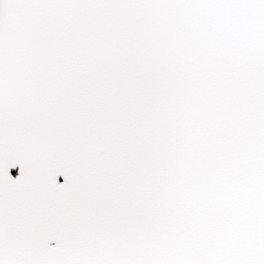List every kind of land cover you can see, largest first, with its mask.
Listing matches in <instances>:
<instances>
[{
  "label": "snow or ice",
  "instance_id": "1",
  "mask_svg": "<svg viewBox=\"0 0 264 264\" xmlns=\"http://www.w3.org/2000/svg\"><path fill=\"white\" fill-rule=\"evenodd\" d=\"M0 264H264V0H0Z\"/></svg>",
  "mask_w": 264,
  "mask_h": 264
},
{
  "label": "flooded vegetation",
  "instance_id": "2",
  "mask_svg": "<svg viewBox=\"0 0 264 264\" xmlns=\"http://www.w3.org/2000/svg\"><path fill=\"white\" fill-rule=\"evenodd\" d=\"M17 169L12 173L14 176L17 174Z\"/></svg>",
  "mask_w": 264,
  "mask_h": 264
},
{
  "label": "water",
  "instance_id": "3",
  "mask_svg": "<svg viewBox=\"0 0 264 264\" xmlns=\"http://www.w3.org/2000/svg\"><path fill=\"white\" fill-rule=\"evenodd\" d=\"M15 170H16V169H13V170H12V173H13Z\"/></svg>",
  "mask_w": 264,
  "mask_h": 264
}]
</instances>
